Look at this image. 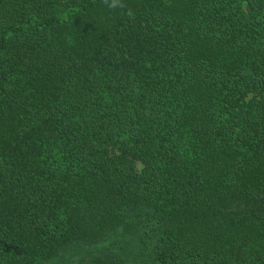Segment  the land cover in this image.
<instances>
[{
	"label": "trees",
	"instance_id": "16d2710c",
	"mask_svg": "<svg viewBox=\"0 0 264 264\" xmlns=\"http://www.w3.org/2000/svg\"><path fill=\"white\" fill-rule=\"evenodd\" d=\"M0 264H264V0H0Z\"/></svg>",
	"mask_w": 264,
	"mask_h": 264
}]
</instances>
